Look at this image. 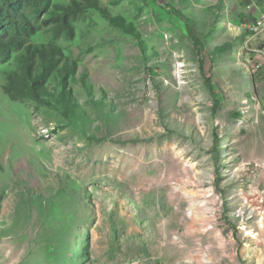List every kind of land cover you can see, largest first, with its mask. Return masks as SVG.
I'll return each instance as SVG.
<instances>
[{
  "label": "rangeland",
  "instance_id": "rangeland-1",
  "mask_svg": "<svg viewBox=\"0 0 264 264\" xmlns=\"http://www.w3.org/2000/svg\"><path fill=\"white\" fill-rule=\"evenodd\" d=\"M99 2L139 40L95 10L58 40L72 103L59 73L13 102L22 54L0 68V264H264V31L227 0Z\"/></svg>",
  "mask_w": 264,
  "mask_h": 264
},
{
  "label": "trees",
  "instance_id": "trees-1",
  "mask_svg": "<svg viewBox=\"0 0 264 264\" xmlns=\"http://www.w3.org/2000/svg\"><path fill=\"white\" fill-rule=\"evenodd\" d=\"M53 0H0V68L21 55V73L28 81V89L19 82V74L8 76L4 91L13 102L24 100L44 103L45 92L51 78L60 74L61 98L73 102L71 79L78 73L76 60L69 59L57 43L64 38L74 41L75 25L82 21L90 10L100 12L112 25L127 34L138 36L127 28L125 19L114 17L100 5L99 0H72L69 6H56L57 12L50 13ZM48 15L47 19L44 16ZM42 26H52L54 41L38 45L32 42ZM139 40V38L137 37ZM199 41L200 39L197 38ZM221 53L224 48L217 49ZM255 75L254 82L260 80ZM218 107V104H217Z\"/></svg>",
  "mask_w": 264,
  "mask_h": 264
},
{
  "label": "crops",
  "instance_id": "crops-1",
  "mask_svg": "<svg viewBox=\"0 0 264 264\" xmlns=\"http://www.w3.org/2000/svg\"><path fill=\"white\" fill-rule=\"evenodd\" d=\"M242 1L245 4V8H244V6L241 7V5H240L241 2L239 0H227L226 3H227L228 8H226V9H228V11H231L234 14L239 13V14L243 15L244 18L247 20V22H252L253 20L259 19L260 12L263 9V3H260L258 5V7L253 9V10H248L247 4H248L249 0H242ZM207 4H208V2H207ZM209 7H213V6H209ZM228 14H229V12H228ZM261 40H262V42L259 45V47H260L259 49L261 52H264V34L261 36Z\"/></svg>",
  "mask_w": 264,
  "mask_h": 264
},
{
  "label": "built area",
  "instance_id": "built-area-1",
  "mask_svg": "<svg viewBox=\"0 0 264 264\" xmlns=\"http://www.w3.org/2000/svg\"><path fill=\"white\" fill-rule=\"evenodd\" d=\"M260 3H263V9L260 12L259 19L253 20L252 22H249V26H245L247 29H249L250 31H252V33H255L256 35L264 31V0H249L247 4V9L253 10L257 8Z\"/></svg>",
  "mask_w": 264,
  "mask_h": 264
}]
</instances>
